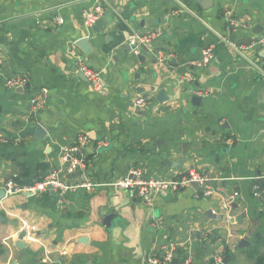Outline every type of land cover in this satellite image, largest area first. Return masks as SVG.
Masks as SVG:
<instances>
[{
	"label": "crops",
	"instance_id": "0c3cea01",
	"mask_svg": "<svg viewBox=\"0 0 264 264\" xmlns=\"http://www.w3.org/2000/svg\"><path fill=\"white\" fill-rule=\"evenodd\" d=\"M180 1L198 18L175 15V0H0L5 79L31 87L17 93L0 79V264H150L174 246L191 264H222L218 255L228 264H264V199L252 195L264 180V80L244 58L257 62L264 53L241 56L217 37L246 47L262 36L264 0H214L209 11ZM97 7L103 16L89 30L82 14ZM155 31L161 36L144 51V63L139 51H124L133 36ZM83 37L91 55L76 45ZM210 46L214 59L196 67ZM156 50L171 59L153 61ZM79 61L102 74L103 92L80 76ZM186 77L193 82L182 83ZM45 89L46 105L34 111L31 101ZM162 90L168 101L159 103ZM146 94L155 100L135 108ZM37 124L49 129L44 140L35 138ZM81 137L88 139L86 170L66 175L70 184L119 181L137 167L146 178L170 181L195 172L206 188L163 193L151 203L111 187L76 189L63 207L52 190L7 193L10 180L26 187L60 170L62 148L79 146ZM23 231L27 247L19 249Z\"/></svg>",
	"mask_w": 264,
	"mask_h": 264
},
{
	"label": "built area",
	"instance_id": "2783aa9c",
	"mask_svg": "<svg viewBox=\"0 0 264 264\" xmlns=\"http://www.w3.org/2000/svg\"><path fill=\"white\" fill-rule=\"evenodd\" d=\"M178 4H180V8L174 11L175 15L179 14H187L193 17L198 18V15L190 8L186 7L182 1L175 0ZM103 9L97 7L95 10L92 11H85L82 14L83 17V24L87 29H92L96 23L101 19L103 16ZM231 25L236 26L238 25L232 19H230ZM63 19L58 18L57 24L62 25ZM161 32L155 31L145 35H137L133 36L130 40V45L138 44L140 47L142 46H149L155 40L160 38ZM220 41L225 42L230 45V47L239 53L241 56H244L245 50H259L264 53V34L260 36L258 39L252 41L246 47H237L235 44L230 43L227 39H225L222 35L217 36ZM135 53L138 50H134ZM215 53L213 47H205L202 52V58L198 61L195 65L196 67L203 68L208 66L212 60L214 59ZM244 58L249 61V64L254 69V71L264 80V58L260 59L257 62H253L248 60L245 56ZM162 64H165L168 60L171 59V56L168 57H158ZM78 69L81 73L85 75L88 82L90 83L92 89L96 93H101L104 91L106 84L105 80L100 72H97L90 67H88L82 61H79ZM0 79H4L5 86L9 88H19L25 87L26 80L23 78H14V79H5L3 68H2V61L0 59ZM192 77H186L182 80V83H192ZM198 96H204V93L197 92ZM46 96L47 90H43L41 94L31 101V105L34 111H40L46 105ZM155 100L154 94H146V95H139L134 101V107L137 109H143L150 105ZM88 143V139L86 137H81L79 140V146L73 148H62L61 159H62V168L60 170H54L47 174L45 178L33 185L20 187L16 184L15 180H10L6 185L7 193L13 195L19 192H26L30 193L34 196L41 195L43 193L48 192L51 188L52 191L57 193L58 204L59 206L63 207L66 201V194L69 191H73L76 189H83L87 193H92L97 189L99 186L103 187H111L115 190H124L130 193L135 199L146 201L147 203L153 202L157 197H159L163 193H178L183 189L191 186L192 183L197 182L201 186L206 188V179L204 177L199 176L197 173L192 172L188 177L183 178L180 181H170L160 178H146L141 168L134 167L129 171L127 176L119 181L109 182L103 185H96L92 181L85 180L84 182H80L78 184H70L68 181L65 180V176H73L78 170L85 171L86 170V162L84 160V155L82 154L83 147ZM208 194L207 192H204ZM238 196V194H235ZM252 195L258 199H264V180L257 184L253 190ZM25 229L30 232V227L25 226ZM206 238V234H202V239ZM178 260L179 264H191L192 257L191 255L188 256L185 260H179L178 257V247H171L170 249L164 248L163 253L160 256L151 257L149 262L150 264H173L175 260ZM216 262H222V257L218 255L215 258Z\"/></svg>",
	"mask_w": 264,
	"mask_h": 264
},
{
	"label": "water",
	"instance_id": "95a60500",
	"mask_svg": "<svg viewBox=\"0 0 264 264\" xmlns=\"http://www.w3.org/2000/svg\"><path fill=\"white\" fill-rule=\"evenodd\" d=\"M202 8L204 11H209L212 7H213V1L214 0H195ZM94 30H97L96 28ZM141 36V35H139ZM77 47H79L80 49H82L84 51V53H86L87 55H91L92 54V50L89 46V39L88 37H83L81 39H79L76 43ZM148 47L151 49L152 48V44L149 46H142L140 47L138 44L136 45H130L129 47H126L124 49V51L127 54L132 55V52L134 50H138L139 51V55L137 56V61L140 63H144L146 61L145 57H144V51L146 49H148ZM151 58L153 59V61H158V52L156 50L155 54L150 55ZM80 76L82 78H84L87 81V78L85 77V75L83 73H80ZM136 78H138V75H136ZM31 87L29 84L25 85V87H19L16 89L17 93H23L25 90H30ZM152 91L154 92L155 89H152ZM146 92L145 89H137V93L141 94ZM166 91L162 90L157 94V101L159 103H164L165 101H168L167 97L165 96ZM190 101H192V103H194V105H200L202 98L201 97H197V96H191L190 97ZM32 117L36 118V113L32 114ZM114 128V127H112ZM49 129H47L46 127H44L42 124H37L35 129H34V135L35 138H37L38 140H44L47 135H48ZM191 187H193L195 190H200L201 189V185L197 182H194L191 184ZM51 190V188H49ZM5 196V191H1L0 192V197H4ZM206 216L212 220H221V217L214 215L212 210H208L206 212ZM114 216L113 215H109L106 219H105V225L108 226L111 221L113 220ZM27 236V232L23 231L22 233H20L19 237H18V242L15 243V247L19 248V249H25L27 246L23 243V240L25 239V237ZM229 261L228 259H224L222 261V264H228ZM173 264H178V260L176 259Z\"/></svg>",
	"mask_w": 264,
	"mask_h": 264
},
{
	"label": "trees",
	"instance_id": "16d2710c",
	"mask_svg": "<svg viewBox=\"0 0 264 264\" xmlns=\"http://www.w3.org/2000/svg\"><path fill=\"white\" fill-rule=\"evenodd\" d=\"M17 185L20 186V187L25 186V185H23V183H17Z\"/></svg>",
	"mask_w": 264,
	"mask_h": 264
}]
</instances>
